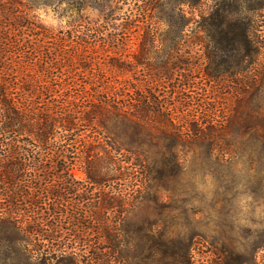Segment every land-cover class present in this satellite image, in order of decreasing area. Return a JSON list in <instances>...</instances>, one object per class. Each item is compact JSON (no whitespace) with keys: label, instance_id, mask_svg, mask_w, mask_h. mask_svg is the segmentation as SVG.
Wrapping results in <instances>:
<instances>
[{"label":"trees","instance_id":"trees-1","mask_svg":"<svg viewBox=\"0 0 264 264\" xmlns=\"http://www.w3.org/2000/svg\"><path fill=\"white\" fill-rule=\"evenodd\" d=\"M27 1L0 0V264H130L124 217L142 199L175 193L187 157L232 163L241 146L264 152V0H211L198 20L182 8L204 0H142L139 16L177 38L159 40L146 25L137 54L117 51L106 73L86 55L94 42L51 33L32 14L34 4L55 11L68 0ZM191 22L203 33L200 66L191 47L179 55ZM119 71L129 80L112 89ZM178 101L188 110L180 116ZM77 164L85 180L72 174ZM177 239L159 232L138 264H194Z\"/></svg>","mask_w":264,"mask_h":264},{"label":"rangeland","instance_id":"rangeland-1","mask_svg":"<svg viewBox=\"0 0 264 264\" xmlns=\"http://www.w3.org/2000/svg\"><path fill=\"white\" fill-rule=\"evenodd\" d=\"M23 1L28 3L27 0ZM67 3L59 10L55 8V11L49 5L34 4L32 14L51 33L66 38L71 34L72 39L84 37L94 42V48L86 55L92 62L106 63L101 65L104 73L110 72L107 62L118 56L117 51L123 57L137 54L146 25L153 27L159 40L164 37L166 40L177 38L172 28L168 30L156 18L142 19L139 16L142 0H128L126 4L111 0H68ZM212 5L211 0H204L194 9L184 7L182 10L187 17L192 15L198 20L199 15L206 13ZM74 9L81 11L72 14ZM158 9L169 14L167 6H159ZM196 27L191 22L187 30L193 33L180 35L186 44L182 43L184 46L179 55L186 57V47H191L192 61L200 66L205 62L199 42L203 33L197 31ZM71 31H79L80 34ZM139 70L141 68H136L135 72L138 78H142ZM116 75L119 81L112 83V89L122 87L121 81L129 80L130 72L119 71ZM171 81L174 82V78ZM107 86L99 83L96 90L101 91ZM219 88L218 120L226 113L222 105L225 94ZM170 89L167 88L168 92ZM96 90L90 84L82 88L85 95H92ZM167 95L169 103L174 104V95ZM86 99L78 98L76 101L83 103ZM176 107L179 116L188 111L180 101ZM201 158L198 154L186 158L185 178L175 187V193L163 192L155 204L142 199L138 207L124 217L127 248L134 245L129 253L130 264H138V257L135 256L141 250L147 254L148 249L155 247L159 232L164 230L171 233L175 244L181 242L178 237L185 239L191 248L194 264H264V152L246 150L241 146L232 163L218 161L204 164ZM80 167L77 164L72 174L77 180H85ZM182 191H185L184 195Z\"/></svg>","mask_w":264,"mask_h":264}]
</instances>
